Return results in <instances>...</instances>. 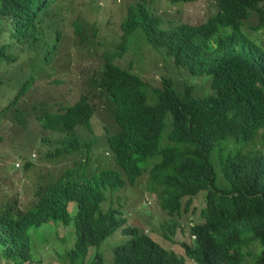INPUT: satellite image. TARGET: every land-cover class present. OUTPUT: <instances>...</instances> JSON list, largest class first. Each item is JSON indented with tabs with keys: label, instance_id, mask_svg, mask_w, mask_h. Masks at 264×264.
<instances>
[{
	"label": "trees",
	"instance_id": "trees-1",
	"mask_svg": "<svg viewBox=\"0 0 264 264\" xmlns=\"http://www.w3.org/2000/svg\"><path fill=\"white\" fill-rule=\"evenodd\" d=\"M68 1L0 0V25L5 22L0 53L10 50V39L29 53L49 44L63 27L55 11L68 10ZM214 1L217 12L198 25L131 9L122 24L125 34L119 49L86 72L76 103L53 111V106L36 101L31 109H21L18 101L35 85L31 78L0 111L1 124L17 104L9 119L22 130L35 126L41 143L54 147L49 159L77 154L83 168L66 170L54 182L40 185L37 201L24 211L17 210L16 203L0 205V256L8 264L33 261L28 231L49 221L65 226L74 222L69 264H83L92 247H100L120 230L128 239L114 248V263L97 253L92 264H186V258L196 264H264V152H233L227 146L228 154L218 157L228 182L223 189L216 186L210 161L220 143L229 138L250 143L264 129V0ZM134 33L190 75L210 76L214 93L196 96L190 85L178 91L176 79L164 77L163 86L154 89L157 104H149L144 77L132 69L141 60L124 54ZM51 47L56 53L57 42ZM100 109L107 116L99 115L104 132L98 137L93 121ZM97 146L115 157L120 172L115 168L84 174ZM145 170H150L149 186L160 192L159 205L172 218L164 236L168 241H175L179 227L173 218L188 211L194 196L206 192L203 222L189 228L192 242L182 243L185 257L138 227L127 226L117 208L102 207L107 188L121 190L127 180L134 186ZM186 198L190 200L184 205ZM71 201L78 203L75 215L69 211Z\"/></svg>",
	"mask_w": 264,
	"mask_h": 264
},
{
	"label": "rangeland",
	"instance_id": "rangeland-1",
	"mask_svg": "<svg viewBox=\"0 0 264 264\" xmlns=\"http://www.w3.org/2000/svg\"><path fill=\"white\" fill-rule=\"evenodd\" d=\"M144 1L150 4L143 6L150 10L152 5L153 12L161 16L163 20H180L190 25L200 24L217 10L214 0H199L182 5L173 4L170 0H74L71 2L70 14L66 15L67 21L62 30L60 51L54 60L43 66L40 61H30L27 56L17 57L18 63L8 67L6 72L2 74L3 80L9 76L13 77L5 85L0 84V109H6L11 103L10 100H13L18 94L14 93L28 85L30 76L18 77L16 72L20 69L28 73L30 63H33L31 66L33 71L34 65H41V69L43 68L44 71L39 72L40 69L34 73L35 85L32 84L28 88L29 90L23 94L20 102L24 104L25 108H30L36 100L40 102V105L53 106V111L75 103L81 97V84L86 72L90 68L96 67L103 60L105 54H114L120 45L124 34L122 22L128 14L129 5ZM76 20L83 24L89 23L95 26V33L88 30L87 34H84V42L82 35L74 31L72 24ZM135 35L129 40V43H132L129 52L124 54L131 60L132 56L140 58V62L133 61V69L144 77L147 84L148 99L151 100H148L149 104H157L158 100L156 102L154 100L156 98L154 89L163 86L164 77L172 76L176 79L178 84L176 90L183 89L189 84L197 96L214 93L210 84V76L207 74L196 76L188 74L182 68L175 66L172 60L166 59L164 54L150 49L146 42L138 40ZM8 42L11 52L20 47V44L13 43L12 39ZM24 44L26 45L28 42ZM140 47L143 48L141 54ZM30 57L33 58L34 54L32 53ZM1 66L6 67V64L3 63ZM200 75L202 76L200 77ZM24 107L21 109H25ZM16 109H18L17 104L11 108V111ZM97 115L93 124L96 135L100 137L104 132V123L101 117L107 115L102 112V109ZM5 117L8 119L0 124V205H6L9 202L14 205L16 203L17 210L24 211L37 201L35 192L40 185L54 182L66 170L73 169L81 172L77 168L82 158H78V155L74 154L62 160H49L46 156L47 148L38 144L39 136L35 126L29 128L33 133L28 134L9 119L10 115ZM227 146L229 149H233V152H264V129L251 143H237L234 139L229 138L220 143L211 153L210 161L216 171V186L220 189L228 188V182L221 169V161L218 164V157L221 160L228 154ZM101 148L102 146H97L95 149L94 156L96 158L102 157ZM104 156L108 159H105L104 162L101 161V163L103 165L110 164L111 155L108 154L107 150H104ZM26 158L32 163L28 169L24 166V162L27 161ZM112 159V166L115 164L113 168L119 171L115 157L113 156ZM20 162L23 167L21 164L19 169L15 168V163L20 164ZM101 163L94 161L92 156L85 164L87 168H90L88 171L96 172L93 167H98ZM150 177V170H145L134 186L127 180V185L121 190L107 188L105 191L107 200L102 204V207L104 205V208L116 206L118 210H122L120 213L127 217V225L138 227L164 248L173 250L178 255L185 257L182 243H191L189 228L203 222L201 211L206 206V192L202 191L194 196L188 211L182 209L181 215L173 218L178 222L179 227H177V233L173 238L175 241H168L164 239V236L169 232L166 227L169 226L172 218L159 205L158 196L160 192H156L154 187L149 186ZM188 201V198L184 199V205ZM77 210L78 203L71 201L69 211L75 215ZM121 232L120 230L113 234L100 247H92L83 264H92L97 253H100L107 263H114V248L128 239V236H124ZM28 233L31 238L33 261L25 264H69V259L66 257L67 251L75 246L76 240L74 222L65 226L51 221L41 226H32ZM3 259L4 261L0 260V264H8V259L6 257ZM246 260L251 262L252 257H247ZM185 263L196 264L190 258H186Z\"/></svg>",
	"mask_w": 264,
	"mask_h": 264
},
{
	"label": "clouds",
	"instance_id": "clouds-1",
	"mask_svg": "<svg viewBox=\"0 0 264 264\" xmlns=\"http://www.w3.org/2000/svg\"><path fill=\"white\" fill-rule=\"evenodd\" d=\"M72 1H74V0H71V1H68V2H66L65 3V6L68 8V10H64V11H55L56 13H58L59 14V16H60V19H59V21L63 24V27L61 28V30L58 32V33H56V35L52 38V40L50 41V43L49 44H46V45H44V46H40L38 49H36V51L33 53L34 54V57L33 58H31L30 57V55L32 54V53H29V52H27V51H22L19 47L14 51V52H11L10 50H7L5 53H3V52H1L0 54L2 55L1 57H0V70H1V75H0V81L1 80H3V77H2V74L3 73H5L6 72V69L8 68V67H10V66H15L16 65V63H18V59H17V57H22V56H27L28 58H30V61H35V60H38V61H40L41 62V64L44 66L45 64H47V63H51L53 60H54V58L58 55V53H59V51H60V46H61V41H62V36H63V28H64V26L66 25V21H67V18H66V15H68V14H70V12H71V2ZM171 1V0H170ZM199 1V0H198ZM197 2V1H196ZM171 3H173V4H178V5H182V4H188V3H174V2H172L171 1ZM191 3H194V2H191ZM147 4H150V3H147V2H139V3H137V4H135V5H129V7H128V13H129V11L131 10V9H133V8H135V9H139V8H142V9H144V10H146L147 12H145V13H147V14H149V15H158V14H156V13H154L153 11H154V9L152 8V5H151V8H150V10L149 9H147L145 6H143V5H147ZM216 4V3H215ZM100 6H103V4H100ZM99 6V7H100ZM93 8H95V6L93 5ZM216 8H217V6H216ZM135 9L133 10V11H135ZM216 12H217V10H216ZM215 12V13H216ZM214 13V14H215ZM128 15V14H127ZM213 15V14H212ZM210 17V16H209ZM208 17V18H209ZM207 18V19H208ZM206 19V20H207ZM205 20V21H206ZM125 21V20H124ZM123 21V22H124ZM205 21H203V22H205ZM123 22H122V24H123ZM203 22H201V23H203ZM5 22H3V21H1V24H4ZM200 23V24H201ZM73 27H74V31H76L78 34H80L79 33V31H82L83 32V34H80V35H82V39H83V37H84V34H87V32H88V30H92V31H94V29H95V26L94 25H91V24H89V23H85V24H83V23H81L79 20H76V21H74L73 22ZM195 25H198V24H195ZM3 25H0V28L2 27ZM245 31H248L247 29H245ZM94 33H95V31H94ZM5 34V33H4ZM4 34H1L3 37H4ZM125 34V33H124ZM124 34H123V37H124ZM136 34V35H135ZM134 35L138 38V40H142V41H144L143 39H142V36L140 35V34H138V33H134V34H132V36L129 38V40H131L132 39V37H134ZM123 37H122V39H123ZM23 41H25V40H23ZM57 42V44H58V50L56 51V53H54L53 52V50H52V45H54L55 43ZM145 42V41H144ZM132 43H129V41H128V43H127V48H126V50L127 51H129V49H130V45H131ZM148 45H151V44H148ZM120 46V45H119ZM119 46H118V48H117V50L119 49ZM9 51V52H8ZM5 54L7 55V58H4V56H5ZM109 55H112V54H109ZM20 59H22V58H20ZM19 59V60H20ZM104 59V58H103ZM3 63H5L6 64V67H3V66H1ZM32 64L33 63H30L29 65H30V71L28 72V73H25V72H23V71H21L20 69L16 72V75L18 76V77H21V76H23V75H26V76H30V78L29 79H31L32 78V80L34 79V82H35V78L33 77V75H34V73H36L38 70H40L41 69V65H34V71L32 70ZM179 68V67H178ZM133 69V68H132ZM44 71V69L42 68L39 72H43ZM132 71V70H131ZM189 74V73H188ZM193 76V75H192ZM13 76H9V77H7V78H5L4 80H3V82L2 83H0V84H2V85H5L7 82H8V80L10 79V78H12ZM199 77V76H198ZM201 77V76H200ZM28 79V80H29ZM210 84H211V82H210ZM187 86H189V84H187ZM211 87H212V85H211ZM146 88H147V86H146ZM146 88H145V92H146V94H147V91H146ZM21 89H19L17 92H15L14 94H17V93H19V91H20ZM194 90V89H193ZM154 92H155V90H154ZM195 94V93H194ZM210 95V94H209ZM23 96V95H22ZM22 96H21V98H20V101L22 100ZM148 96V95H147ZM197 96V95H196ZM205 96H207V95H205ZM200 97H202V96H200ZM11 98V97H10ZM9 98V99H10ZM149 98V97H148ZM147 98V99H148ZM13 99H15V98H13ZM79 100V99H78ZM78 100H76V102L78 101ZM149 100V99H148ZM20 101H18L19 102V104L21 105V107L23 108L24 107V104H22ZM37 101V100H36ZM35 101V104L37 103ZM151 101V100H150ZM75 102V103H76ZM33 106V104L30 106V108H27V109H31V107ZM25 108V107H24ZM26 109V108H25ZM2 110H5V109H3V108H1L0 109V111H2ZM14 113V111L12 112V111H10V112H7V113H5V116H8V115H10V117H11V115ZM9 117V118H10ZM102 124V123H101ZM26 131V130H25ZM28 134H32L33 132L29 129V131H26ZM38 133V132H37ZM38 136H39V141H40V143H41V136H40V134L38 133ZM255 139H253L251 142H253ZM250 142V143H251ZM41 146L42 147H46L47 148V153H46V156L47 155H50V153L51 152H53L54 151V147H50V146H47V145H44V144H42L41 143ZM248 153H261V152H248ZM108 154H110V152H108ZM34 157H36V155L34 154ZM68 157V156H67ZM93 157H94V161H98V162H100L101 163V161H103L104 162V160L105 159H108L107 157H105L104 156V152H102V157H100V158H96L94 155H93ZM47 158L49 159V157L47 156ZM113 157H111L110 156V160H111V163L110 164H107V165H103L102 163H101V165L100 166H98V167H93L94 169H95V171L96 172H90V171H88V170H90V168H87L86 166H85V169L83 170V171H85V173L84 174H87V175H92V174H96V173H99L100 172V170H106V169H115V168H113V166L115 165V164H113V166H112V163H113V159H112ZM27 159V158H26ZM65 159V158H64ZM49 160H52V161H54V160H62V159H59V158H55V159H49ZM27 163H31V161H28V159H27V161H25L24 162V166H26L27 165ZM21 162H20V164L19 163H15V168H17V169H19L20 168V166H21ZM31 165H32V163H31ZM22 167H23V164H22ZM26 168V167H25ZM16 169V170H17ZM26 169H28V168H26ZM77 169H79V170H81L79 167L77 168ZM42 185H44V184H42ZM193 199V198H192ZM188 200H190V199H188ZM105 206V205H104ZM103 206V207H104ZM110 207H113V208H116V206H109V207H107V208H105V209H108V208H110ZM120 211H122V210H120ZM126 219H127V217H125ZM127 221H128V219H127ZM49 222H51V221H49ZM128 226V225H127ZM144 233V232H143ZM146 235H148V234H146ZM151 237V236H150ZM2 258V259H1ZM0 260H3L4 261V259H3V257L2 256H0ZM7 263H9V261L7 262Z\"/></svg>",
	"mask_w": 264,
	"mask_h": 264
}]
</instances>
